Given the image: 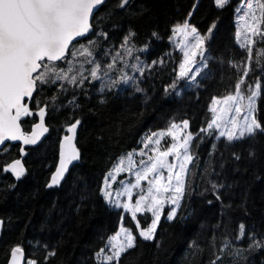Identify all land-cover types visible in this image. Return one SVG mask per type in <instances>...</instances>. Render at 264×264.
I'll list each match as a JSON object with an SVG mask.
<instances>
[{
  "label": "trees",
  "instance_id": "16d2710c",
  "mask_svg": "<svg viewBox=\"0 0 264 264\" xmlns=\"http://www.w3.org/2000/svg\"><path fill=\"white\" fill-rule=\"evenodd\" d=\"M238 2L218 8L215 0H129L121 9L117 0H107L95 12L92 31L74 42L93 54L76 62L84 63L87 79L40 85L28 102L34 113L37 101L47 105L48 133L37 147L27 148L19 180L3 168L22 159L21 145L8 144L0 151V264H8L15 247L36 264H102L97 253L121 224L137 239L120 264H264V133L229 142L216 139L214 131H201L211 122L212 100L234 94L249 64L252 70L241 88L247 96L248 85L261 84L256 119L264 124V41L255 38L253 60L248 61L236 36ZM185 22L205 37L206 66L194 82L178 77L182 54L174 29ZM87 60L100 64L101 79L90 77L94 65ZM237 64L239 71L233 67ZM74 120L80 121V159L50 188L60 141ZM184 120L194 138L182 204L171 221L164 210L155 238L146 241L129 215L107 205L104 178L122 154L139 148L143 135ZM37 121L35 114L23 117L24 131L30 133ZM138 220L147 227L151 215Z\"/></svg>",
  "mask_w": 264,
  "mask_h": 264
},
{
  "label": "snow or ice",
  "instance_id": "6c2138e0",
  "mask_svg": "<svg viewBox=\"0 0 264 264\" xmlns=\"http://www.w3.org/2000/svg\"><path fill=\"white\" fill-rule=\"evenodd\" d=\"M105 3L106 0H0V146L5 145L6 141H20L23 145H35L48 132V127L45 125L47 105L41 107L37 101L36 113L28 105V102L34 99L33 94L40 85H52L58 81L75 85L78 82L82 84L87 79L84 76V63L79 62L77 66L76 62L79 56L87 58L92 57L93 54L88 48L83 45L77 47L73 42L78 41V38L86 37L92 31L91 20L94 10ZM228 3L229 0H215L218 8H223ZM128 4L129 0H117L116 7L123 9ZM246 9L241 19L245 20L246 32L251 35L245 36L241 47L246 48L247 60L251 61L255 38L259 37L264 41V27H262L264 0H246ZM174 31L182 33L185 40L192 36L196 41L190 50L184 52V62L180 64V77H187L195 63L194 58L198 54L203 55L205 37L199 35L197 29L190 27L187 22L177 25ZM240 35L238 31L236 33L238 42H240ZM127 39L128 37H125V43ZM90 42L95 43V41ZM260 56L264 57V51H261ZM113 59L115 60L116 57ZM259 62L258 57L257 63ZM63 63L67 66H63ZM87 63L94 65L88 70L90 77L93 80L101 79L100 64L94 60H87ZM107 67L113 68L114 64H108ZM233 67H236L238 71L241 69V65L238 64ZM251 70L250 64L243 67L242 75L235 84L234 94H229L223 99L212 100L211 122L208 123L207 129H201V131L212 130L215 126L219 130V135L226 137L229 142L245 136H254L257 132L264 133V124L254 115L256 99L261 95V84L257 82L254 87L248 85L247 96L241 88ZM190 78L195 79V76ZM60 87L63 88V84ZM245 99L247 105L243 104ZM217 105H223V107L217 108ZM242 108H246L247 114L243 116L241 122L239 117ZM233 112L235 115L229 118V114ZM34 114L39 116V123L34 124L29 134L22 130L21 119ZM79 125L80 121L74 120L66 127L67 134L60 141L59 167L51 176V182L48 184L50 188L59 185L69 166L80 158V152L75 144ZM188 127L189 122L184 120L182 125L172 123L166 130L152 132L145 137L144 148L155 145L151 149L153 154L148 156L147 161H139L142 167L135 171V183L124 187L123 194L127 195L128 202L121 203L119 199L115 202V207L122 208L131 214L132 220L136 222V229L139 230V236L146 241L155 238L165 205H173L166 216L171 221L175 218L183 198L188 166L193 161V156L190 154L193 134L185 132ZM165 137H170L172 143L161 149V141ZM20 152L23 154L24 149L20 148ZM133 155L129 152L126 157L120 158L104 178L102 192L106 200H110L112 196V192L109 191L111 188L109 178L115 181V174L131 173L136 168L137 162L133 159ZM138 155L143 157L145 152L139 151ZM169 157H173L178 163H170ZM125 161H127L126 167ZM162 170H166V177ZM3 171L11 172L17 180L25 174L24 165L20 159L8 164ZM145 180L148 182L147 194H141L133 204L132 189H141L143 193L141 182ZM213 187L216 186L213 185ZM120 195V192L116 193L117 197ZM146 212L151 213V223L147 227H141L137 214ZM2 223L3 221H0V224ZM121 234H123L122 240ZM243 236L244 225L241 224L240 238ZM136 239L132 230L122 226L109 241L111 254L105 255V250L101 249L97 257L102 264H113V262L120 264L122 254L136 246ZM253 243L256 247L261 246L259 241L253 240ZM18 254L22 255L20 247L11 250V264H17ZM47 255L54 256L55 252H48ZM27 264H36V261L29 260ZM211 264H216V261L213 260Z\"/></svg>",
  "mask_w": 264,
  "mask_h": 264
},
{
  "label": "rangeland",
  "instance_id": "374dc122",
  "mask_svg": "<svg viewBox=\"0 0 264 264\" xmlns=\"http://www.w3.org/2000/svg\"><path fill=\"white\" fill-rule=\"evenodd\" d=\"M230 1H231V0H229V2H230ZM242 5H243V7H242ZM246 10H247V9H246V0H239L238 5H237V8H236V15H235V24H236L237 32L239 31V32L241 33V35H240V37H239V41H240V42H238L239 45H241V42H243V40H244V38H245L246 35H248V36L251 35L250 33H247V32H246V29H245V20H242V19H241V17L243 16V14H244V12H245ZM187 23L190 25V27H194V26H193L192 24H190L189 22H187ZM262 27H264V25H262ZM175 28H176V27H175ZM174 32H175V31H174ZM197 33H198L199 35H201V34L198 32V30H197ZM201 36H202V35H201ZM174 37H175V42H176V44H177V46H178V49H179V51H180L181 54H182V63H183V62H184V52L190 50V49H191V46H192L193 44H195L196 41H195V39H194L192 36H189L188 39L185 40L184 35H183L182 33H179V32H175V36H174ZM204 56H205V40H204V45H203V55L201 56V55L198 54V55L194 58V59H195V63H194V65L192 66V71L189 73V75H188L187 77H180V75H179L180 70H179V72H178V77H179L180 79H182V80H185V81L194 82V81L197 79L198 75L203 71L204 67L206 66V62H205V60H204ZM192 76H195V79H191L190 77H192ZM257 99H258V98H257ZM257 99H256V110H257ZM243 104H244V105H247V100H246V99L243 101ZM221 107H223V105H217V108H221ZM211 108H212V104H211ZM246 114H247V110H246V108H242V112H241V115H240V117H239V119L241 120V122H242V120H243V116L246 115ZM233 115H235L234 112H233V113H230V114H229V118H231V116H233ZM254 115H255V117H256V111H255ZM177 124L182 125V122H181V123H177ZM209 131H214V132H216V139H221V138H225V139H226V137H221V136L219 135V130H217V129L215 128V126L213 127L212 130H209ZM158 132H159V131H158ZM185 132H189V127H188V129L185 130ZM150 133H152V132H149V133H146L145 135H143V137H142L141 140H140V144H139L140 146H139V148L130 151V152H132V153L134 154V155H133V159L137 162V163H136V168L133 169V171H132L131 173H129V172H121V173L115 174V175H116V180H115V181H112L111 178H109V183L111 184V188L109 189V191L112 192V196H111L110 200H106V199L104 198L105 201H106V203H107V205L109 206V208L114 209V210H120V211L123 212L124 215H129L130 218H131V214L128 213V212H125L122 208H117V207H115V202H116L117 199H119V201H120L121 203H127V202H128V197H127V195L123 194V189H124V187L127 186V185H129V184H131V183H135V171H136V170H139V168L142 167V166L139 164V161H141V160H145V161H147L148 156L153 154L152 151H151V149H152L153 147H155L154 144H153V145H149L148 148H144L145 137H146L148 134H150ZM193 138H194V136H193ZM239 140H240V139H239ZM171 143H172L171 138H170V137H165V138L161 141V149H163V148L169 146ZM191 143H192V141H191ZM190 149H191V145H190ZM139 151H144V152H145V156H143V157L139 156V155H138ZM128 153H129V152L122 154V155L118 158V160L116 161V163H115L114 165H116V164L118 163V161H119L120 158H122V157H126V155H127ZM190 154H191V150H190ZM191 155H192V154H191ZM169 162H170V163H174V164L178 163L177 161H175V159H174L173 157H169ZM191 164H192V163H191ZM191 164H189V166H188L189 170H190ZM126 166H127V161H125V167H126ZM111 170H112V169H111ZM162 171L164 172V175H165V177H166V176H167V172H166V170H162ZM188 173H189V171H188ZM188 173H187V175H188ZM186 178H187V176H186ZM186 178H185V181H186ZM149 179H151V177H149ZM141 187H142L143 190H144L143 193L141 192V189H132V201H131V202H132L133 204L135 203V201L139 198V196H140L141 194H147L148 182H147L146 180H145V181H142V182H141ZM103 188H104V183H103ZM117 192H120V193H121V195H120L119 197L116 196V193H117ZM102 195H103V192H102ZM183 196H184V194H183ZM103 197H104V196H103ZM182 200H183V198H182L181 201H180V206H181V204H182ZM180 206H179V208L177 209V213H178V211H179V209H180ZM172 207H173V205L166 204L165 207H164V209H163V213H164V210H165V209H168V212H169L170 209H171ZM144 214H150V215H151V213H147V212H146V213H138V214H137V219H138V217H139L140 215H144ZM176 215H177V214H176ZM162 217H163V215L161 216V219H162ZM151 219H152V216H151ZM161 219H160V221H161ZM160 221H159V223H160ZM135 223H136V222H135ZM150 223H151V222H150ZM159 223H158V225H159ZM149 225H150V224H149ZM149 225H148V226H149ZM122 226L125 227L123 224H121V225H120V228H121ZM120 228H119V231H120ZM126 228H127V227H126ZM157 229H158V226H157ZM119 231H118V232H119ZM156 231H157V230H156ZM115 235H116V234H115ZM113 236H114V235H113ZM113 236H112V237H113ZM141 238H142V237H141ZM120 239H121V240L123 239V234H121ZM110 240H111V238L109 239V241H110ZM109 241H108V244H107L106 248L104 249V250H105V251H104V254H105V255H110V254H111V252H110ZM29 260H32V259H28V261H29ZM98 260L102 263V261H101L99 258H98ZM28 261H27V262H28Z\"/></svg>",
  "mask_w": 264,
  "mask_h": 264
},
{
  "label": "water",
  "instance_id": "95a60500",
  "mask_svg": "<svg viewBox=\"0 0 264 264\" xmlns=\"http://www.w3.org/2000/svg\"><path fill=\"white\" fill-rule=\"evenodd\" d=\"M107 1V0H106ZM102 6V5H101ZM101 6H99V8L101 7ZM98 8V9H99ZM97 9V10H98ZM97 10H94V14H95V12L97 11ZM94 16V15H93ZM89 34V33H88ZM87 34V35H88ZM84 37H81V38H78V40H80V39H83ZM75 42V41H74ZM73 42V43H74ZM36 93V92H35ZM35 93L33 94V96L35 95ZM37 117H38V121H37V123H39V116L37 115ZM22 125V124H21ZM45 125H46V116H45ZM47 126V125H46ZM22 130H24L23 129V127H22ZM48 133V132H47ZM47 133H45L41 138H40V140L35 144V145H23L22 144V142H20V141H15V142H13V141H6L5 142V145H3V146H0V151L2 150V149H4L8 144H20L21 145V148H23L24 149V153L22 154V159H21V161L26 157V155H27V148H35V147H37L39 144H41L45 139H46V136H47ZM30 134V133H29ZM75 144H76V140H75ZM77 147V146H76ZM80 152V151H79ZM80 159V158H79ZM78 159V160H79ZM78 160H76V161H73V163L69 166V168H68V171L65 173V176H64V178L61 180V182L67 177V175H68V173H69V171H70V169L72 168V166L78 161ZM57 167H59V162H58V165H57ZM1 221V220H0ZM1 230H2V224H0V234H1ZM21 248V247H20ZM22 249V255L21 254H18V259H17V264H27V261H28V258H27V256H26V252H25V250L23 249V248H21ZM11 257H10V260H9V262H8V264H11Z\"/></svg>",
  "mask_w": 264,
  "mask_h": 264
},
{
  "label": "bare ground",
  "instance_id": "6f19581e",
  "mask_svg": "<svg viewBox=\"0 0 264 264\" xmlns=\"http://www.w3.org/2000/svg\"><path fill=\"white\" fill-rule=\"evenodd\" d=\"M10 254V253H9ZM10 256V255H9Z\"/></svg>",
  "mask_w": 264,
  "mask_h": 264
}]
</instances>
